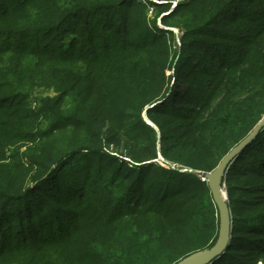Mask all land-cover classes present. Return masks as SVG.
Masks as SVG:
<instances>
[{
	"label": "trees",
	"instance_id": "trees-1",
	"mask_svg": "<svg viewBox=\"0 0 264 264\" xmlns=\"http://www.w3.org/2000/svg\"><path fill=\"white\" fill-rule=\"evenodd\" d=\"M163 1L0 0V264H176L215 245L207 181L158 159L212 173L262 120L264 0L178 4L160 18L178 47ZM222 184L229 241L208 264H264V126Z\"/></svg>",
	"mask_w": 264,
	"mask_h": 264
},
{
	"label": "water",
	"instance_id": "water-1",
	"mask_svg": "<svg viewBox=\"0 0 264 264\" xmlns=\"http://www.w3.org/2000/svg\"><path fill=\"white\" fill-rule=\"evenodd\" d=\"M149 126L155 128V126L147 122ZM264 126V117L262 120L253 128V130L234 148H232L219 162L217 167L212 173H205L208 179V186L210 188L213 202L217 207L219 214V235L215 245L202 252L192 254L176 264H208L218 258L226 249L229 241V230H230V214L226 205V193L223 199L217 194V188H221L223 185V178L227 171L229 162L236 157L245 146L250 143L259 130Z\"/></svg>",
	"mask_w": 264,
	"mask_h": 264
},
{
	"label": "rangeland",
	"instance_id": "rangeland-1",
	"mask_svg": "<svg viewBox=\"0 0 264 264\" xmlns=\"http://www.w3.org/2000/svg\"><path fill=\"white\" fill-rule=\"evenodd\" d=\"M142 1H144V0H142ZM150 1H155V0H150ZM187 1H189V0H165V1H163L164 2V5H168V8L164 11V12H161L160 13V16L156 19V24H157V27L158 28H160V29H170V30H172V32L174 33V40H175V46L176 47H178V45H179V31H178V29H176V28H168V27H165V26H163L162 24H161V22H160V18L162 17V16H164V15H168V14H170L175 8H176V6L178 5V4H180V3H185V2H187ZM152 11H150L149 13H151ZM171 72H167V74H170ZM142 118H143V120H144V122L145 123H147V122H149V123H151L147 118H146V116L143 114L142 115ZM152 124V123H151ZM30 145H26V147H25V145H21V147H20V152L21 153H23V152H26V148L27 147H29ZM110 154L111 155H116L114 152H112V150H110ZM159 161H161L162 160V158L159 156V159H158ZM22 161H23V163H25L26 162V160L23 158L22 159ZM176 168H179L178 170H181V169H184L183 167H180V166H176ZM186 169V168H185ZM186 172H192V173H194V174H196V172H193L191 169H186ZM207 183H208V180H207ZM222 187V191L223 190H225V186L224 185H222L221 186ZM219 215V214H218ZM259 264H262V263H259Z\"/></svg>",
	"mask_w": 264,
	"mask_h": 264
},
{
	"label": "built area",
	"instance_id": "built-area-1",
	"mask_svg": "<svg viewBox=\"0 0 264 264\" xmlns=\"http://www.w3.org/2000/svg\"><path fill=\"white\" fill-rule=\"evenodd\" d=\"M158 164H159L160 166L164 167V168H168V167H170V168H173V169H179V168H176L177 165H175V164H169V163H167V162H165V161H163V160H161V161L158 160ZM179 171H181V172H185L186 169L184 168V169H181V170H179ZM196 174H197V176L199 177V179H200L201 181H207V180H208L207 177H206V174H205V173L196 172Z\"/></svg>",
	"mask_w": 264,
	"mask_h": 264
},
{
	"label": "bare ground",
	"instance_id": "bare-ground-1",
	"mask_svg": "<svg viewBox=\"0 0 264 264\" xmlns=\"http://www.w3.org/2000/svg\"><path fill=\"white\" fill-rule=\"evenodd\" d=\"M216 192L221 197V199L224 198V196H225V190L222 191V187L221 188H217Z\"/></svg>",
	"mask_w": 264,
	"mask_h": 264
}]
</instances>
